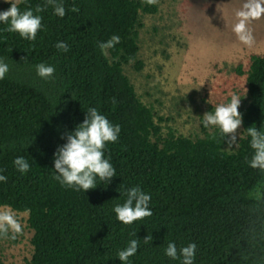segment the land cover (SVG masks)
<instances>
[{"label": "trees", "instance_id": "trees-1", "mask_svg": "<svg viewBox=\"0 0 264 264\" xmlns=\"http://www.w3.org/2000/svg\"><path fill=\"white\" fill-rule=\"evenodd\" d=\"M57 2L65 7L63 18L51 6L35 13L46 0L18 5L42 17L35 41L6 32L8 25L0 22V61L9 66L0 80V175L7 177L0 182V205L27 213L33 251L20 264H122L117 254L132 239L139 247L128 264H181L165 255L169 243L177 249L195 243L194 264H264V199L250 196L264 185V173L248 164L253 149L247 135L250 126L264 131V53L250 54L247 69L236 68L245 74L246 89L238 146L228 148L217 128L194 139L171 128L162 135L122 70L132 61L141 65L139 12L153 13L156 5ZM113 35L120 42L105 56L98 45ZM58 41L69 51L58 50ZM39 63L55 67L53 79L37 76ZM90 107L120 125L118 140L104 150L116 176L75 191L54 179V154ZM20 156L30 164L26 174L13 164ZM136 186L151 196L153 214L126 225L114 207ZM148 234L153 240L145 244Z\"/></svg>", "mask_w": 264, "mask_h": 264}, {"label": "rangeland", "instance_id": "rangeland-1", "mask_svg": "<svg viewBox=\"0 0 264 264\" xmlns=\"http://www.w3.org/2000/svg\"><path fill=\"white\" fill-rule=\"evenodd\" d=\"M243 2L159 0L155 12H139L136 59L141 65L132 61L123 64L122 70L140 100L154 112L162 135L171 128L175 134L200 137L214 129L203 127L205 112L230 102L232 94L241 97L239 109L246 102L245 74L236 68L240 64L247 69L250 54L264 53V18L250 25L255 45H242L231 26L234 11ZM9 7V2L0 0V9ZM158 116L164 120L158 121ZM237 131L239 139L241 126ZM14 211L21 219L23 234L15 240L0 238V264H20L33 251L27 213Z\"/></svg>", "mask_w": 264, "mask_h": 264}, {"label": "clouds", "instance_id": "clouds-1", "mask_svg": "<svg viewBox=\"0 0 264 264\" xmlns=\"http://www.w3.org/2000/svg\"><path fill=\"white\" fill-rule=\"evenodd\" d=\"M6 2L10 3V7L0 12V22L8 25L5 31L18 33L26 40L35 41L37 32L42 28V17L34 14L31 7L21 12L18 5L24 0H6ZM144 3L154 6L159 3V0H144ZM47 6H51L54 15L58 17L63 18L66 15L65 7L57 0H46L45 5H37L35 13L43 12ZM71 11L78 12L79 9L74 6ZM261 18H264V0H244L242 6L234 11V23L231 30L242 45L248 48L255 45L256 40L250 25ZM119 42L120 37L113 35L108 41L100 42L98 46L107 56V50ZM55 47L62 52L69 51V45L64 41H58ZM35 67L37 76L42 80L54 78V66L39 63ZM8 71V64L0 61V80L5 78ZM240 103L241 97L232 94L230 102L218 104L214 111L203 114V127L219 129L222 140L227 138L228 148H232L233 145L238 146L237 130L242 125V114L238 110ZM120 131V125H113L97 108H88L83 122L66 134V143L59 146L54 154V169L57 173L54 179L63 187L84 192L96 188L97 179L99 182L108 184L116 176V170L109 159L104 157V150L107 143H115L118 140ZM247 135L250 137V147L253 149V155L248 164L251 168L264 173V131L250 126L247 128ZM13 164L22 174L30 170L29 162L22 156L14 159ZM6 181L7 177L0 175V182ZM125 195L127 197L125 202L114 207L116 219L119 222L130 225L134 221L153 214L149 208L151 196L143 192L140 187L128 189ZM250 196L258 201L264 199V185L258 184ZM22 234L23 225L17 213L10 206L0 207V238L15 240ZM143 240L147 244L153 240V237L148 234ZM138 247L139 241L132 239L125 249L118 252L117 257L122 264H128L129 258L137 253ZM196 250L195 243L180 249H177L175 243H169L165 249V255L173 260H180L181 264H194Z\"/></svg>", "mask_w": 264, "mask_h": 264}]
</instances>
